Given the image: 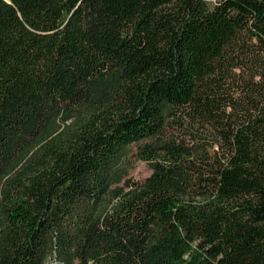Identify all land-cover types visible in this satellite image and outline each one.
I'll return each instance as SVG.
<instances>
[{
	"label": "trees",
	"instance_id": "trees-1",
	"mask_svg": "<svg viewBox=\"0 0 264 264\" xmlns=\"http://www.w3.org/2000/svg\"><path fill=\"white\" fill-rule=\"evenodd\" d=\"M0 264H264V0H0Z\"/></svg>",
	"mask_w": 264,
	"mask_h": 264
},
{
	"label": "rangeland",
	"instance_id": "rangeland-1",
	"mask_svg": "<svg viewBox=\"0 0 264 264\" xmlns=\"http://www.w3.org/2000/svg\"><path fill=\"white\" fill-rule=\"evenodd\" d=\"M134 151L135 147H131L123 157L125 161H127L126 165H124L123 168L124 170H126L127 177H131L134 180L141 181L150 174L151 168L145 161L137 160L134 157Z\"/></svg>",
	"mask_w": 264,
	"mask_h": 264
}]
</instances>
